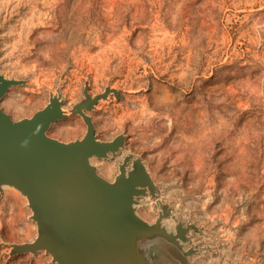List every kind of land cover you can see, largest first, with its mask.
Returning a JSON list of instances; mask_svg holds the SVG:
<instances>
[{"label":"rangeland","instance_id":"rangeland-1","mask_svg":"<svg viewBox=\"0 0 264 264\" xmlns=\"http://www.w3.org/2000/svg\"><path fill=\"white\" fill-rule=\"evenodd\" d=\"M0 75L24 80L0 109L30 118L58 94L67 117L47 136L81 139L73 105L106 87L86 112L100 141L124 148L92 159L111 182L127 154L155 186L137 215L188 230L193 264H264V0H0ZM130 168V163L127 169ZM18 192L0 194V264H55L44 252L9 256L36 237Z\"/></svg>","mask_w":264,"mask_h":264},{"label":"water","instance_id":"water-1","mask_svg":"<svg viewBox=\"0 0 264 264\" xmlns=\"http://www.w3.org/2000/svg\"><path fill=\"white\" fill-rule=\"evenodd\" d=\"M24 84L0 75V100ZM111 93L119 98L120 91L109 87L91 96L85 85L84 99L69 111L82 119L85 134L70 142L47 136L51 123L67 117L58 94L30 118L14 121L0 109V194L18 192L36 226L34 240L10 245L9 256L44 252L55 264H193L195 250L185 244L194 225L166 228V206L153 223L137 215V199L155 190L140 159L125 155L111 182L91 162L124 148L123 135L100 141L86 114Z\"/></svg>","mask_w":264,"mask_h":264}]
</instances>
